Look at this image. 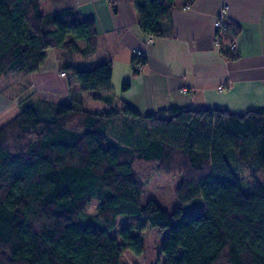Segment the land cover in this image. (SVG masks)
I'll list each match as a JSON object with an SVG mask.
<instances>
[{"label":"trees","instance_id":"1","mask_svg":"<svg viewBox=\"0 0 264 264\" xmlns=\"http://www.w3.org/2000/svg\"><path fill=\"white\" fill-rule=\"evenodd\" d=\"M42 1L0 0V79L37 71L53 49L62 71L103 108L36 101L0 126V264H120L125 251L143 252L151 228L167 230L165 264H264V108L140 115L111 92V62L93 58V21L76 8L42 13ZM132 1L139 28L154 38L182 0ZM144 63L133 54V74ZM159 172L179 176L177 200L199 199L200 208L183 215L142 203ZM92 198L99 202L89 215ZM120 215L135 220L117 241L109 231Z\"/></svg>","mask_w":264,"mask_h":264},{"label":"crops","instance_id":"2","mask_svg":"<svg viewBox=\"0 0 264 264\" xmlns=\"http://www.w3.org/2000/svg\"><path fill=\"white\" fill-rule=\"evenodd\" d=\"M45 14L76 8L94 23V60L112 64L111 92L140 115L167 107H220L234 112L264 108V0L180 1L163 25V35L148 44L137 23L132 0H46ZM236 26L214 45L213 23L219 15ZM235 43L231 49L229 44ZM144 53L145 63L133 74L131 58ZM45 51L37 71L0 79V126L23 104L36 101L69 105L89 100L73 74L61 75L58 52ZM128 86L122 89L123 84ZM181 89H185L182 92ZM96 108L100 111L103 104ZM15 105V107H14ZM123 121V120H116ZM115 121V122H116Z\"/></svg>","mask_w":264,"mask_h":264},{"label":"rangeland","instance_id":"3","mask_svg":"<svg viewBox=\"0 0 264 264\" xmlns=\"http://www.w3.org/2000/svg\"><path fill=\"white\" fill-rule=\"evenodd\" d=\"M43 0L41 2L40 10L42 13L46 10L47 2ZM54 50L51 49L52 53ZM62 73V72H60ZM62 75V74H61ZM184 90V89H183ZM86 95L88 92H84ZM94 101L89 99L84 102L85 108H96L98 104H93ZM101 103V102H100ZM15 107V105H14ZM103 108V107H102ZM20 111V110H19ZM5 115H1L0 119L9 115V113H4ZM231 161V160H230ZM232 166H236V163L230 162ZM238 176L243 179L242 180V190L243 192H248L250 190V186L248 184V176L244 174V172L237 173ZM179 176H168L163 173H156L149 183L143 188L141 192V202L146 203L150 200L156 201L159 203L164 209L169 212H172L176 209H180L183 215L195 212L200 208L201 200L195 199L190 203H180L175 195V188L179 183ZM97 198H92L86 206V213L89 215H93L95 213V208L98 204ZM134 216H125L120 215L116 218L115 227L109 231V235L111 237L116 238L119 241L118 231L134 222ZM80 222L83 224H95L96 221L93 218L82 216L80 218ZM167 236L166 229L159 228H151L144 239L143 242V252L140 255L134 254L131 251L127 250L123 253L121 257L120 264H165L164 256L160 254V247Z\"/></svg>","mask_w":264,"mask_h":264},{"label":"built area","instance_id":"4","mask_svg":"<svg viewBox=\"0 0 264 264\" xmlns=\"http://www.w3.org/2000/svg\"><path fill=\"white\" fill-rule=\"evenodd\" d=\"M186 9L189 8V6H185ZM213 26H214V45L216 46L217 49H221L222 47V44L224 43V39H225V34H226V31L228 29V22L227 20L224 18V15H219L214 23H213ZM146 41L148 44H151L153 43V37L152 36H149V37H146ZM230 48L231 49H234L235 48V43L234 42H231L229 44ZM144 53L141 51V50H137L134 52V55L135 56H142ZM62 75H65L66 73L62 71L61 73ZM182 92H185V89H181Z\"/></svg>","mask_w":264,"mask_h":264}]
</instances>
